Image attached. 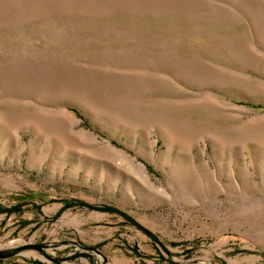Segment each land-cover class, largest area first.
<instances>
[{"label": "rangeland", "instance_id": "obj_1", "mask_svg": "<svg viewBox=\"0 0 264 264\" xmlns=\"http://www.w3.org/2000/svg\"><path fill=\"white\" fill-rule=\"evenodd\" d=\"M25 243L98 254L0 264H264V0H0V250Z\"/></svg>", "mask_w": 264, "mask_h": 264}, {"label": "water", "instance_id": "obj_2", "mask_svg": "<svg viewBox=\"0 0 264 264\" xmlns=\"http://www.w3.org/2000/svg\"><path fill=\"white\" fill-rule=\"evenodd\" d=\"M45 248H46V245H44V244L25 243V244L18 245V246L12 247V248L0 250V259L14 256V255L18 254L19 252L26 250V249H35V250L39 251L40 253H42L46 258H48V259H50L56 263H61L63 261L70 260V259L75 258L77 256H85V257L91 258V253H89L87 251H91V252H94L95 254H98V251L94 247H83L86 250L84 252H76V253H73V254H70V255H67L64 257H52L45 252ZM165 264H179V263L169 262V263H165Z\"/></svg>", "mask_w": 264, "mask_h": 264}, {"label": "bare ground", "instance_id": "obj_3", "mask_svg": "<svg viewBox=\"0 0 264 264\" xmlns=\"http://www.w3.org/2000/svg\"><path fill=\"white\" fill-rule=\"evenodd\" d=\"M17 244H21V243H20L19 241H17ZM31 253H32V252H28V251H27L26 254H27V255H30Z\"/></svg>", "mask_w": 264, "mask_h": 264}]
</instances>
